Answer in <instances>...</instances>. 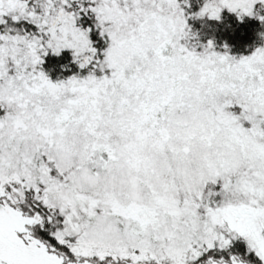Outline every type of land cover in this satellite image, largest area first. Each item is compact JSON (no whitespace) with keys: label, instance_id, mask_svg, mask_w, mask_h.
Wrapping results in <instances>:
<instances>
[{"label":"rangeland","instance_id":"1","mask_svg":"<svg viewBox=\"0 0 264 264\" xmlns=\"http://www.w3.org/2000/svg\"><path fill=\"white\" fill-rule=\"evenodd\" d=\"M74 3L96 12L102 26L110 25L111 40L99 75H95L96 50L85 27L73 14ZM256 3L264 4V0H208V7L216 13L224 7L249 12ZM191 16L179 0H0V24H32L31 32L11 33L7 24L0 32V96L16 104L21 112L1 116L0 132L32 120L29 126L41 137L57 139L51 153L54 159H48L34 177L11 174L9 153L0 152V204L24 203V193L33 190L47 214L38 220L34 215H25L34 218L35 225L30 229L65 261L203 264L202 257L209 248H224L240 239L247 250L238 254L236 260L264 264V142L257 127V116H264V79L250 78L246 82L244 74L245 84L242 80L222 84L225 90L233 88L234 93L240 94L245 100L244 114L249 116V127L235 126V119L225 121L230 142L223 138L220 128L211 127L207 134L200 118L180 116L174 123L177 143L171 146L173 153H168L162 139L152 144L149 138L148 143L138 124L124 122L122 111L112 112L116 101L124 104L131 94L143 89L148 93L139 104L137 98L135 117L145 112L141 117L146 122L149 113L164 103H154L151 91L155 89L162 96L169 79L178 77L179 72L169 63H162L159 71H146L141 79L134 71L144 57H162V61L168 58L172 64L202 58L197 50L205 45L194 41L191 50H187L182 44V38L190 36L187 19ZM62 48L70 49L91 70L84 78L49 84L38 70V55ZM170 48L175 53L163 57ZM212 48L206 45L204 49ZM200 61L201 70L209 69L216 79L217 68L206 67ZM250 63L264 65V40L236 69ZM54 87L57 92L52 90ZM163 130L159 132L163 134ZM122 131L126 132L122 136L131 138L124 143L127 153L139 160L136 163L148 166L137 165L138 176H144L148 169V189L141 188L132 174L124 173L119 163L110 166L116 169L108 179L105 169L92 174L73 167L70 150L79 147L77 142L87 140L106 150L112 142L117 143ZM167 174L170 179L160 188L157 176ZM202 180L209 184L222 181L223 203L199 206L183 196L182 211L179 210L175 203L177 191L186 189L199 199ZM214 195L218 196V192ZM189 203L193 206L187 208ZM181 214L182 246L168 244L159 248L158 244L139 242L148 229L158 230L164 222L180 218ZM186 229H190L192 239L186 240ZM40 232L51 237L54 246Z\"/></svg>","mask_w":264,"mask_h":264},{"label":"trees","instance_id":"2","mask_svg":"<svg viewBox=\"0 0 264 264\" xmlns=\"http://www.w3.org/2000/svg\"><path fill=\"white\" fill-rule=\"evenodd\" d=\"M179 1L186 13L190 12L192 14L187 19L190 36L182 38V44H186L187 50H191L192 45L195 43L194 41L213 47L212 49L205 50V46H202L197 51L202 56L200 60L204 61L206 67L217 68V78L215 79L211 75L209 69H206V71L201 70V61L196 58L192 60L182 59L178 64H172V61L167 62L168 58L162 61V57L153 56L152 60L144 57V61L134 71L141 79L144 72L150 70L157 72L164 63H169L171 67L176 68L179 72L178 77L169 79V87L165 89L162 96L155 89L151 91V100L154 103L159 104L160 101L164 103H160V107L153 113H149L148 121L146 122L141 117V115H146L145 112H140L136 117L133 112L135 104H139L141 99L148 93L144 89L138 90L137 94H131L129 101H126L124 104L116 101L114 106H112L113 113L117 114L119 111H122L121 116L124 118V122L126 120L128 122L131 121L135 125L138 124L145 134L144 138L146 141L150 138L153 144L154 140L162 139V144L168 153H173L171 146L177 143L174 123L177 117L180 116L189 115L200 118L206 124L207 134L211 132V127L220 128V133L226 140H229V138L223 124H225L227 119H235V126L243 125L249 127V123L246 122L247 115L245 116L244 114L243 106L245 100L241 98L240 94L234 93L233 88L225 90L222 84L226 81H234L235 84L242 83V76L244 74L246 82L250 78L255 79V81L260 77L264 79V65L262 64L250 63L242 65L237 68L240 72L236 71V67L241 63L243 64L245 58L250 57L263 43L264 4L256 3L255 9L253 8L249 12L232 11L228 7H224L220 12L216 13L212 12L211 8L208 7V0ZM185 2L189 4V7H187ZM72 11L74 16L78 17L77 22L85 27L88 39L96 50L98 67L95 75H99V71L104 66L106 50L111 40L112 31L110 25L102 26L97 13L86 7V5L81 7L74 3ZM6 24L10 26L11 33L31 32L32 30L31 23L20 24L9 21L8 23L0 24V32L4 30ZM168 53H175V49H166L163 57H167ZM149 55H152V52L149 51ZM38 57L40 59L37 65L38 70L49 84L57 85L72 78H84L91 70L89 65H84L68 48H62L57 51L49 50L39 53ZM236 74L240 75V77L237 78ZM231 76L233 79L230 78ZM147 82L150 83L149 79ZM246 82L243 81V84ZM52 90L57 92L55 87ZM11 113L16 115L21 112L16 104L14 105V103L9 102V99L5 97L1 98L0 96V117L5 114L11 115ZM133 117L135 118L134 120ZM257 119H259L257 127L261 132L259 133L261 136L260 140L264 142V116H257ZM23 122L24 126L22 127L15 128L9 126L6 131L0 132V152H8L10 159L13 161L8 163L12 167L11 174L23 173L34 177L35 172L46 165L48 159H54L51 153L55 151L54 142L56 143L57 139L52 138L53 140H47L41 137L40 133H37L29 126V122H32V120ZM34 124L36 125V123ZM161 129H164L163 134L159 132ZM124 133L126 132L122 131L121 135H118L117 143L112 142L111 146L106 150L102 146L94 147L87 140H77L79 141L77 142L79 147H74L73 150H70L71 158L75 162L73 167L78 168V170L83 168L92 174L95 171H97L96 173H100L102 169H105L107 173L105 178L108 179L116 169L110 166L119 163L124 173L129 172L137 179L141 188L148 189V169L143 172L144 176L139 175L141 176L139 178L137 175L139 174L137 165L146 166L145 168L148 166L143 162L136 163L139 160L131 158L130 154L127 153L124 143L131 138L127 139L125 136H122ZM151 146L157 147L155 145ZM84 149H87V151L83 155L81 152ZM238 171L240 170L238 169ZM169 179L170 175L168 174L161 175L160 177L157 176L159 187L162 188L160 184L167 183ZM207 182V180H202V183H200L199 191L201 197L199 199L196 194L186 191V189H183L184 191H177L178 197L175 203L178 209L182 211L183 196L188 201L198 203L199 206H214L223 203L222 196L224 189L220 186L222 181L218 180L217 184L212 183L213 185ZM175 185L180 186L178 183ZM176 188L179 189L178 187ZM215 192H218V196L214 195ZM24 195L25 202H20L16 205L12 204V207L23 215H34V217H37V220L39 217L43 218L46 216L47 209H45L41 199L33 190H27ZM192 206L193 204L189 203L187 208ZM170 220V222L166 221L163 225L159 226L158 230L153 228L148 229V234L146 236L143 235L144 237L141 236L139 242L144 243L146 241L152 245L158 244L159 248H164L168 244L172 247L182 246V214L180 218H171ZM34 225L35 223L29 226V228ZM185 231L186 240L192 239L189 235L190 229H186ZM133 234L137 236L141 235L139 232H134ZM40 235L43 239L48 238L47 235L41 232ZM48 240L54 246L53 239L50 237ZM246 250L247 247L244 241L235 239L224 248L218 246L209 248L207 250L209 253H204L202 257L205 259L203 264H208L212 261L232 262L238 259V254H245Z\"/></svg>","mask_w":264,"mask_h":264},{"label":"water","instance_id":"3","mask_svg":"<svg viewBox=\"0 0 264 264\" xmlns=\"http://www.w3.org/2000/svg\"><path fill=\"white\" fill-rule=\"evenodd\" d=\"M34 218L23 215L8 204H0V264H93L89 261H65L63 257L34 239L25 242L20 236ZM125 264H147L128 262ZM208 264H247L241 260L232 262L212 261Z\"/></svg>","mask_w":264,"mask_h":264},{"label":"flooded vegetation","instance_id":"4","mask_svg":"<svg viewBox=\"0 0 264 264\" xmlns=\"http://www.w3.org/2000/svg\"><path fill=\"white\" fill-rule=\"evenodd\" d=\"M30 226V225H29ZM29 226H26L25 230L22 232L21 237L25 242L32 241L34 239L38 240L40 244H43L45 242L39 240L38 236H36V232L32 231ZM51 248V247H50ZM54 251V250H53Z\"/></svg>","mask_w":264,"mask_h":264}]
</instances>
